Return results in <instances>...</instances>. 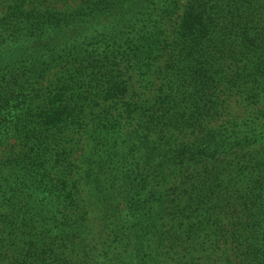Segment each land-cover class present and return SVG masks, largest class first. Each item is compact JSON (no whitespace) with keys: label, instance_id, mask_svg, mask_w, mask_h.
Returning a JSON list of instances; mask_svg holds the SVG:
<instances>
[{"label":"trees","instance_id":"trees-1","mask_svg":"<svg viewBox=\"0 0 264 264\" xmlns=\"http://www.w3.org/2000/svg\"><path fill=\"white\" fill-rule=\"evenodd\" d=\"M0 264H264V0H0Z\"/></svg>","mask_w":264,"mask_h":264},{"label":"rangeland","instance_id":"rangeland-1","mask_svg":"<svg viewBox=\"0 0 264 264\" xmlns=\"http://www.w3.org/2000/svg\"><path fill=\"white\" fill-rule=\"evenodd\" d=\"M24 56V55H23ZM23 56L21 57V58H19V59H17V60H15L14 62H11V63H9V64H7L6 65V67L8 68L9 66H11L12 65V63L13 64H18V63H23L24 62V58H23ZM139 58H134V60H138ZM18 65H20V64H18ZM130 64H128L127 65V70H125V72L128 74V75H138L142 70H141V68L139 69L137 66H139L140 67V65H137V66H133V67H131V66H129ZM16 66V65H15ZM128 68H129V70H128ZM7 70V69H6ZM144 73H142V75L140 76V77H138V78H140L141 80L142 79H147L148 77H149V75L148 74H145V72H147V70H145L144 69V71H143ZM9 73H10V71H9ZM136 88H139V87H141V89L140 90H137V89H133V91L130 93V95L132 96V98H134V99H137V97H139V96H145V97H147V96H149L150 98H152L151 97V94H152V89H154L155 87H153L152 89H150V88H147V87H144V83H141V81H137L136 82ZM158 86L159 85H157L156 87L158 88Z\"/></svg>","mask_w":264,"mask_h":264}]
</instances>
